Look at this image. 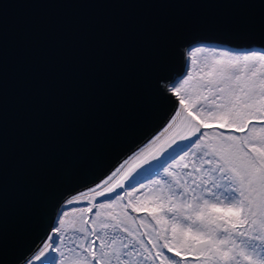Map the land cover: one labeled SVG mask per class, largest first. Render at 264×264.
Wrapping results in <instances>:
<instances>
[{"label": "water", "instance_id": "obj_1", "mask_svg": "<svg viewBox=\"0 0 264 264\" xmlns=\"http://www.w3.org/2000/svg\"><path fill=\"white\" fill-rule=\"evenodd\" d=\"M196 42L264 49V0H0V264L164 122Z\"/></svg>", "mask_w": 264, "mask_h": 264}, {"label": "snow or ice", "instance_id": "obj_2", "mask_svg": "<svg viewBox=\"0 0 264 264\" xmlns=\"http://www.w3.org/2000/svg\"><path fill=\"white\" fill-rule=\"evenodd\" d=\"M184 61L164 122L21 264H264V50L195 43Z\"/></svg>", "mask_w": 264, "mask_h": 264}, {"label": "rangeland", "instance_id": "obj_3", "mask_svg": "<svg viewBox=\"0 0 264 264\" xmlns=\"http://www.w3.org/2000/svg\"><path fill=\"white\" fill-rule=\"evenodd\" d=\"M196 43H202V42H196ZM194 44L195 43H191L186 48H189L191 46H194ZM204 44H206L208 46H214V47H226V48H228L230 50H233V51H248V50H252V49H255V50H264V49H261L259 47H255V46H252V47H249V48H232V47H227V46H224V45H221V44H217V43H204ZM206 56L208 58H210L211 54H206ZM201 59L203 60L204 57H202ZM185 66H186V63H185ZM176 79H177V77L174 80H176ZM139 177H137L138 180L144 178V176H141L140 178ZM101 190H103V186H102V189ZM94 195H95V193L92 192V193L86 195V197H87L86 199L81 198V202L79 204H76V205L73 206L76 209V211H73L71 209H65L67 211V213H68L67 216L65 217V224H66V226H70L72 224V221L75 218L79 217L82 214L81 211H80V209H82L84 207L92 206V205L96 204L97 201L100 200L99 197H97L96 199H93V196ZM64 202L65 201H63L61 203V206L58 208V210H57V212L55 214V217H54L52 223L56 220L57 216L59 214H61V209L64 206Z\"/></svg>", "mask_w": 264, "mask_h": 264}, {"label": "trees", "instance_id": "obj_4", "mask_svg": "<svg viewBox=\"0 0 264 264\" xmlns=\"http://www.w3.org/2000/svg\"><path fill=\"white\" fill-rule=\"evenodd\" d=\"M142 176H143V175H142ZM140 177H141V176H140ZM140 177H139V178H140Z\"/></svg>", "mask_w": 264, "mask_h": 264}]
</instances>
